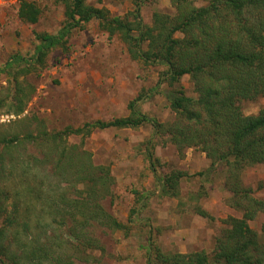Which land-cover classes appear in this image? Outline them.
<instances>
[{
	"label": "rangeland",
	"instance_id": "rangeland-1",
	"mask_svg": "<svg viewBox=\"0 0 264 264\" xmlns=\"http://www.w3.org/2000/svg\"><path fill=\"white\" fill-rule=\"evenodd\" d=\"M21 1L24 0H0V101L6 100L15 83L19 82L26 89L27 102L25 111L19 116L9 114L8 106L0 108V135L24 136L36 134L41 129L57 133L67 127L78 128L97 120L127 117L131 113V103L137 100L136 107L158 122L174 120L167 100L160 93L166 84L154 91L166 67L147 66L132 59L120 36L110 37L109 32L101 28L99 20H92L84 29L74 30L66 47L53 49L42 65H35L32 56L40 43L36 35L56 34L66 22V9L60 0H27L41 9L38 23L30 24L19 19ZM86 4L104 8L109 11V17L129 21L137 10L145 25H151L156 12L175 14L170 0H86ZM205 4L203 1L197 3L198 6ZM16 56L21 59L13 61ZM181 85L187 95H195L188 76L182 78ZM263 106L264 100L245 102L243 110L246 115H257ZM150 140L152 145H148ZM166 140L158 134L153 136L151 125L136 129L95 130L84 142L81 137L68 139L70 144H82L80 149L91 154L93 164L108 167L114 180L101 203L125 229L92 224L88 233L100 240L103 252L97 249L78 252L69 248L63 240L66 231L58 230L51 221L52 217L48 216L47 201L40 204L38 200L36 204L34 195L18 186L22 173H19V166L12 168V161L30 159L34 173L24 175L31 185L35 186L36 180H44L57 186L47 189L49 198L56 204H59L62 192L67 195V200L79 198L83 185L75 181L73 172L64 171L66 176L62 178L54 172L58 153H50L47 145L37 148L35 142L13 150L0 148V155L5 159L0 171L7 175L0 184L1 191L7 192L6 195L0 194V205L6 211L0 217V227L15 202H18V216L21 217V224L11 229L7 236L10 248L17 250L12 239L14 235H19L23 244L25 239L35 245L56 242L63 245L62 249L75 264H148V256L155 246L167 253L206 251L211 254L216 238L225 226L223 220L229 216L241 217V213L227 204L229 195L223 190L220 175H213L208 181L198 175L211 165L204 153L194 148L180 156ZM151 146H154L155 166L147 158L146 152ZM47 154L51 156L48 158ZM173 171L188 175L180 182L179 198L160 193L158 179ZM242 180L245 186L253 188L257 198L264 200V164L247 168ZM201 192L204 196L200 194L199 204L215 218L214 221L191 210V194ZM143 196L145 198L141 200ZM23 223L30 227L29 239L21 229ZM250 225L263 235L264 214ZM62 249L55 256L65 259ZM22 264L33 263L24 258Z\"/></svg>",
	"mask_w": 264,
	"mask_h": 264
},
{
	"label": "trees",
	"instance_id": "trees-1",
	"mask_svg": "<svg viewBox=\"0 0 264 264\" xmlns=\"http://www.w3.org/2000/svg\"><path fill=\"white\" fill-rule=\"evenodd\" d=\"M60 1L65 5L66 22L56 34L36 35L40 43L32 62L42 65L53 49L66 47L74 30L84 29L92 20H99L101 28L107 30L110 37L120 36L132 59L147 66L166 67L154 91L166 84L160 93L175 117L173 121L160 123L142 113L136 107L137 100L131 103V113L127 117L97 120L78 128L67 127L57 133L41 129L36 134L24 136L0 135V148L3 150L34 142L38 143L37 148L47 145L50 153L59 155L57 168H54L56 175L62 178L66 176L64 171L69 170L73 172L75 181L83 185L79 198L67 200V195L62 192L59 204H56L47 191L53 184L36 180V185H31L24 175L34 173L30 159L24 162L16 158L12 161V168L19 166V173H22L19 188L34 195L36 204L38 200L40 204L47 201L48 216L52 217L51 221L58 230L66 231L65 238H62L69 248L78 252L82 249L103 252L100 240L88 233L92 224L125 229L101 203L114 180L108 167L93 164L91 154L80 149L82 144H70L68 139L81 137L84 142L95 130L136 129L151 125L153 136L166 137L180 156L194 148L206 155L211 165L198 175L206 177L207 181L213 175H220L223 190L229 195L227 204L241 213V217L229 216L223 220L225 226L217 236L211 254L206 251L167 253L155 246L148 256V264H264V234L260 235L250 225L264 214V200L257 198L253 188L245 186L242 180L247 168L264 164V106L257 115H246L243 110L245 102L264 100V0H170L175 14L156 12L151 25L143 24L137 10L129 21L109 17V11L87 5L86 0ZM199 1L206 4L198 6ZM40 15L41 9L36 3L20 2L18 16L23 22L36 24ZM20 59L16 56L13 61ZM186 76L193 83L194 96L187 95L181 85L182 78ZM15 85L12 96L0 101V108L8 106L9 114L19 116L25 111L27 95L21 83L16 82ZM152 149L154 146L149 147L146 153L155 166ZM4 162V155H0V169H3ZM6 176L5 171H0V184ZM187 176L183 171H173L160 177L161 195L179 198L180 182ZM2 193L7 194L0 189ZM200 194L204 196L203 192L191 194L190 199L194 203L191 210L214 221L215 218L199 204ZM15 203L0 227V264H22L24 258L33 264L48 261L51 264H75L68 252L62 249L63 245L56 242L35 245L25 239L23 244L20 243L22 238L14 235L12 239L17 250L10 248L7 236L11 229L21 224L18 202ZM3 214L6 211L0 205V217ZM38 222L36 224L39 225ZM21 229L29 239L30 227L24 225ZM60 249L65 259L55 256Z\"/></svg>",
	"mask_w": 264,
	"mask_h": 264
},
{
	"label": "crops",
	"instance_id": "crops-1",
	"mask_svg": "<svg viewBox=\"0 0 264 264\" xmlns=\"http://www.w3.org/2000/svg\"><path fill=\"white\" fill-rule=\"evenodd\" d=\"M37 24V23H36Z\"/></svg>",
	"mask_w": 264,
	"mask_h": 264
}]
</instances>
